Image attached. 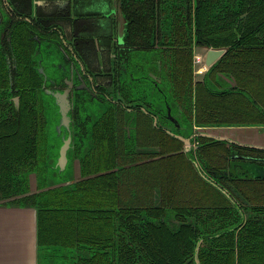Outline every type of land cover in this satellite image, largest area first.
I'll return each instance as SVG.
<instances>
[{"label":"flooded vegetation","instance_id":"obj_1","mask_svg":"<svg viewBox=\"0 0 264 264\" xmlns=\"http://www.w3.org/2000/svg\"><path fill=\"white\" fill-rule=\"evenodd\" d=\"M255 46L264 0H0L1 194L39 204L43 264H264V149L200 153V128L264 124L227 66Z\"/></svg>","mask_w":264,"mask_h":264},{"label":"water","instance_id":"obj_2","mask_svg":"<svg viewBox=\"0 0 264 264\" xmlns=\"http://www.w3.org/2000/svg\"><path fill=\"white\" fill-rule=\"evenodd\" d=\"M224 48H210L206 63L211 65ZM58 93H56V96ZM264 129V124H226L200 128L201 134L228 143L264 149V143L245 139V133ZM69 144L62 147L61 161L68 162ZM50 168V166H49ZM51 169V168H50ZM46 188L53 187V174ZM44 257L39 241V207L29 202L11 201L0 194V264H43Z\"/></svg>","mask_w":264,"mask_h":264},{"label":"trees","instance_id":"obj_3","mask_svg":"<svg viewBox=\"0 0 264 264\" xmlns=\"http://www.w3.org/2000/svg\"><path fill=\"white\" fill-rule=\"evenodd\" d=\"M254 18L256 22H260L263 18L262 12L259 14H254ZM252 27L248 29L247 34L251 36L248 41L253 43H259V37H257L254 33H251ZM235 56L242 57L243 59L240 61H236L234 63L227 64L228 68L230 67L231 70L238 75L243 85H251L252 90L254 91L255 97L257 95L262 99H264V47L263 46H255V47H247L242 49L239 53L234 54ZM210 103L207 102L206 106ZM254 107V106H253ZM257 111L258 109L254 107ZM238 120H233L231 118H225L223 121H215L218 124H225V123H239ZM245 122V121H243ZM256 122V121H253ZM208 137V136H207ZM211 138V137H210ZM212 140L207 141L201 146L200 153L202 154L205 162L208 163V166L211 169H220L226 168L229 163V153L231 151L230 147L223 140H216L211 138ZM183 146V143L178 139L170 138V142L165 146L164 151H173L180 149ZM173 159L175 163L174 166L180 168H190L193 169L194 165L187 158L185 153L176 154L170 157ZM9 171L8 168V161L1 155L0 153V194H1V185H2V178L6 176ZM2 172L4 175H2ZM5 179V178H4ZM245 183V181H243ZM206 184H208L206 182ZM48 185V182L46 186ZM53 189V188H51ZM211 192L207 189V195ZM1 196L5 198L2 194ZM208 198V196H207ZM38 205L39 204H35ZM40 210V208H39ZM40 217V212H39ZM40 224V223H39ZM39 233H40V225H39Z\"/></svg>","mask_w":264,"mask_h":264},{"label":"rangeland","instance_id":"obj_4","mask_svg":"<svg viewBox=\"0 0 264 264\" xmlns=\"http://www.w3.org/2000/svg\"><path fill=\"white\" fill-rule=\"evenodd\" d=\"M49 70L52 71L51 68H49ZM54 116H55L54 112L52 113V115H50V113H49V119L51 117V119L49 120V130H50V127L52 130L53 127L56 125ZM59 144H60V138L57 137V135L54 132H50V139H49V145H50V153L49 154L50 155H49L48 162H49L51 170H52V167H53V165L56 161V157H57L54 150H56L58 148ZM69 170H68L67 175H70ZM57 179H58L57 176H55V174H54V176L52 177V181L56 182Z\"/></svg>","mask_w":264,"mask_h":264},{"label":"crops","instance_id":"obj_5","mask_svg":"<svg viewBox=\"0 0 264 264\" xmlns=\"http://www.w3.org/2000/svg\"><path fill=\"white\" fill-rule=\"evenodd\" d=\"M245 139L250 141L264 143V129H260L259 131L245 133Z\"/></svg>","mask_w":264,"mask_h":264}]
</instances>
